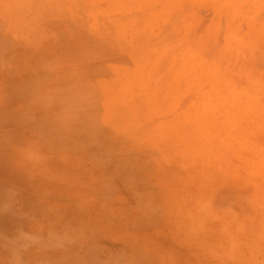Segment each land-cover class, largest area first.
<instances>
[{"label":"rangeland","instance_id":"374dc122","mask_svg":"<svg viewBox=\"0 0 264 264\" xmlns=\"http://www.w3.org/2000/svg\"><path fill=\"white\" fill-rule=\"evenodd\" d=\"M0 264H264V0H0Z\"/></svg>","mask_w":264,"mask_h":264}]
</instances>
